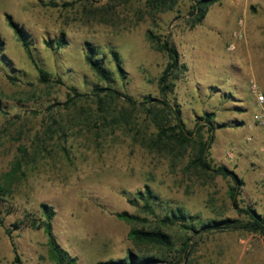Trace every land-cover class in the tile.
Wrapping results in <instances>:
<instances>
[{
    "label": "rangeland",
    "instance_id": "obj_1",
    "mask_svg": "<svg viewBox=\"0 0 264 264\" xmlns=\"http://www.w3.org/2000/svg\"><path fill=\"white\" fill-rule=\"evenodd\" d=\"M56 1L58 8L46 0H0V264H58L43 229L14 228L28 214L44 218L42 204L54 208L56 240L77 264L123 259L130 252L155 257L158 264H264V235H194L181 223H158L179 208L201 221L246 219L230 199L234 182L191 163L197 141L210 135L200 118L212 112L216 125L226 127L215 130L208 162L226 165L244 179L240 207L264 215V129L252 124L259 107L250 90L255 79L264 93V0L215 4L195 27L194 0H172L164 7L148 0ZM6 15L28 33L49 82L40 79ZM240 20L245 39L229 51ZM62 37L65 44L57 48ZM152 37L174 45L184 65L175 74L168 105L161 102L159 79L169 56ZM87 43L97 48L109 80L87 62ZM113 51L125 79L116 72ZM107 86L122 96L105 98L103 105L93 91ZM174 109L181 110L196 142L176 141ZM158 120L166 135L160 134ZM235 121L244 125L233 126ZM146 187L159 197L161 206H152L155 215L145 202L129 200ZM121 212L140 221L121 220ZM133 228L161 229L171 236L174 251L136 243L129 237ZM185 243L190 244L186 258L178 253Z\"/></svg>",
    "mask_w": 264,
    "mask_h": 264
},
{
    "label": "trees",
    "instance_id": "obj_2",
    "mask_svg": "<svg viewBox=\"0 0 264 264\" xmlns=\"http://www.w3.org/2000/svg\"><path fill=\"white\" fill-rule=\"evenodd\" d=\"M43 1V0H41ZM150 2H154L153 4L156 6H170V2L172 0H148ZM226 0H194L192 5V14L195 15V19L193 20L192 26L195 27L201 24L204 19L206 18L208 9L215 5L220 4ZM46 5L58 8L61 6V3L57 2L56 0H46ZM68 5V4H67ZM66 6V4H64ZM6 20L9 26L14 30L17 37L19 38L22 45L25 47L26 52L29 58L35 63V66L38 68L40 73V79L47 83L50 81V74L46 72L43 68H41L37 62L35 61L32 49H31V41L29 38L28 33L25 29L16 23L11 15H6ZM155 39L156 44L159 50L164 51L169 56V63L164 70L162 76L159 79V88L161 91L162 96V103L168 105L169 100L167 99L168 93H173L175 88V81L178 79V75L176 76V72L180 69V67H184L180 63V55L177 48L172 45L167 40H161L158 37H152ZM55 42V41H53ZM53 42H46L48 46H53ZM57 44V48L62 47L65 44L64 38H60ZM3 42L0 37V54L2 52ZM99 52L97 48H95L92 44L87 43L86 49V60L90 64L91 68L94 72L99 76L106 80H109L110 71L105 68L104 60L98 58ZM112 58L115 63V68L117 74L120 76L121 79H125V72L121 63V59L119 54L116 51L112 52ZM76 93V89H73ZM94 95L99 99V102L103 105L106 104L105 98H119L122 96L120 92L112 88L111 86L107 87H97L94 89ZM77 94V93H76ZM80 97L83 94H79ZM104 96V97H103ZM126 98L129 99L128 96ZM150 97L148 98V102L152 101ZM1 110V108H0ZM173 113L175 114L177 120V129L178 132H175L176 141L178 143H186L190 144L192 142H196L194 137L195 134L193 131L187 130L185 123L182 119V113L180 109H174ZM154 118H156L154 116ZM216 113H205L201 118L200 121L203 122V127H207L209 132V139L207 141L199 140L197 141L198 144V154L196 155V159L193 160L191 163L196 167H200L202 170L206 172H214L218 175L223 176L224 178H230L234 185L230 187V199L232 200L233 206L236 210L240 213V215L245 216L246 219H234V218H224V219H213L209 221H201L198 216L191 217L186 212H184L181 208L177 210H173L169 213H166L162 218L158 219V223L164 227L174 226L178 223H181L185 229L191 230L194 235H200L203 233L211 234L215 232H227V231H242V232H249V233H258L264 235V215L258 213V211L251 207H240L238 202V196H240V192L242 188L246 185L245 180L238 177L237 173L231 169H229L226 165H216L212 166L207 160L208 149L213 142L214 139V132L218 128H224L226 125L215 123ZM156 125L159 128L161 135H166V129L164 127V123L162 120L156 121ZM244 122L242 121H235L233 126H243ZM202 127V126H200ZM3 187L0 186V223L3 224L2 221V202H3ZM132 204L137 202V200H141L145 202L144 208L149 213L154 214V210L152 209L153 204L161 206L159 204V197L155 195V193L149 188L146 187L145 191H141L136 194L135 199H129ZM41 211L44 218H38L34 214H28L27 217L21 221L17 222L14 225L15 229L21 228L23 225H27L29 227L35 229H43L49 239V244L51 247V253L53 259L58 264H77V258L72 257L69 255L67 251H64L59 243L56 240L53 231V219L55 218L56 212L54 208L48 204L41 205ZM117 217L121 220L136 223L140 221V218L136 215L130 214L128 212H121L117 214ZM187 220H195L190 225H186ZM7 235L12 234L11 229L6 230ZM130 239L135 241L139 244H149L155 247H161L168 251H174V243L171 239V236L168 235L166 232L162 231L161 229H139L133 228L129 233ZM193 240V238L189 239V243ZM185 243L183 248L178 252L179 254L182 252L183 257L185 253V257L189 256V248L190 244ZM19 259L17 258V261ZM159 259L155 257H144L137 255L133 252L128 253L127 257L118 260H109L105 262H99L98 264H158Z\"/></svg>",
    "mask_w": 264,
    "mask_h": 264
},
{
    "label": "built area",
    "instance_id": "obj_3",
    "mask_svg": "<svg viewBox=\"0 0 264 264\" xmlns=\"http://www.w3.org/2000/svg\"><path fill=\"white\" fill-rule=\"evenodd\" d=\"M245 22L244 20L239 21V28L233 35V40L228 46L229 51H235L237 49L238 43L245 39ZM250 90L253 96L256 98L259 109L254 113L252 124L254 126L264 129V93L260 88V85L255 79L250 80ZM261 153L264 158V147L261 149ZM264 182V174H263Z\"/></svg>",
    "mask_w": 264,
    "mask_h": 264
}]
</instances>
